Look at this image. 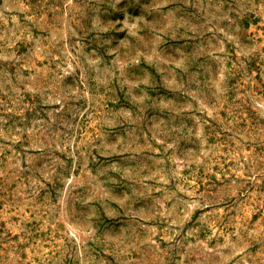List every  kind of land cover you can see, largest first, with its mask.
<instances>
[{
  "label": "rangeland",
  "instance_id": "rangeland-1",
  "mask_svg": "<svg viewBox=\"0 0 264 264\" xmlns=\"http://www.w3.org/2000/svg\"><path fill=\"white\" fill-rule=\"evenodd\" d=\"M0 264H264V0H0Z\"/></svg>",
  "mask_w": 264,
  "mask_h": 264
}]
</instances>
